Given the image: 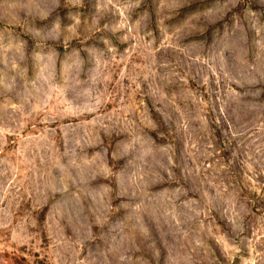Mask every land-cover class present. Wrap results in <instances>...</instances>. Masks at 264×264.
I'll list each match as a JSON object with an SVG mask.
<instances>
[{
  "label": "rangeland",
  "instance_id": "rangeland-1",
  "mask_svg": "<svg viewBox=\"0 0 264 264\" xmlns=\"http://www.w3.org/2000/svg\"><path fill=\"white\" fill-rule=\"evenodd\" d=\"M0 264H264V0H0Z\"/></svg>",
  "mask_w": 264,
  "mask_h": 264
}]
</instances>
